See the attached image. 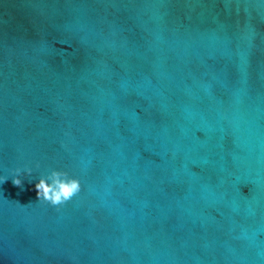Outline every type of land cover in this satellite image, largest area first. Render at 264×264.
<instances>
[{
    "label": "water",
    "instance_id": "obj_1",
    "mask_svg": "<svg viewBox=\"0 0 264 264\" xmlns=\"http://www.w3.org/2000/svg\"><path fill=\"white\" fill-rule=\"evenodd\" d=\"M0 264H264V0H0Z\"/></svg>",
    "mask_w": 264,
    "mask_h": 264
},
{
    "label": "clouds",
    "instance_id": "obj_2",
    "mask_svg": "<svg viewBox=\"0 0 264 264\" xmlns=\"http://www.w3.org/2000/svg\"><path fill=\"white\" fill-rule=\"evenodd\" d=\"M20 171L16 169L17 176L13 177V183L16 186H21L22 183L19 178ZM26 171L31 174L32 170L29 168ZM35 188L38 200L48 201L55 206L69 201L78 194L81 185L79 179L69 177L67 172L53 170L47 178H40Z\"/></svg>",
    "mask_w": 264,
    "mask_h": 264
}]
</instances>
